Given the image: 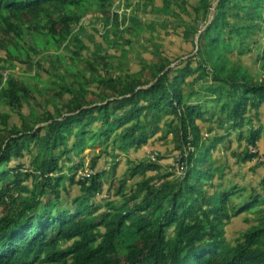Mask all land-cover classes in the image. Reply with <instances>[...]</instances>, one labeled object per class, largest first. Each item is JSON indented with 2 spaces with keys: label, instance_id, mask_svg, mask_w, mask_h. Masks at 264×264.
Masks as SVG:
<instances>
[{
  "label": "trees",
  "instance_id": "obj_1",
  "mask_svg": "<svg viewBox=\"0 0 264 264\" xmlns=\"http://www.w3.org/2000/svg\"><path fill=\"white\" fill-rule=\"evenodd\" d=\"M120 1L0 0V264H264V176L239 175L264 139V0H163L148 31L194 47L174 57ZM91 15L103 36L71 31ZM46 38L71 65L38 96L11 67L42 68ZM148 140L156 161L131 155Z\"/></svg>",
  "mask_w": 264,
  "mask_h": 264
},
{
  "label": "rangeland",
  "instance_id": "obj_2",
  "mask_svg": "<svg viewBox=\"0 0 264 264\" xmlns=\"http://www.w3.org/2000/svg\"><path fill=\"white\" fill-rule=\"evenodd\" d=\"M162 1L163 0H127V3H129V5H125L127 8L126 13L129 15H135L139 20V27L135 28L137 33H139L138 40L141 42L145 39L146 35H153V41L148 42L149 47H152V43L156 42L162 46V49L166 51L169 57H174L181 54H183L184 56L186 54L189 55V53H194V47L191 41H186L184 38L179 36L173 29L176 24L170 25L168 23L169 28L157 26L154 30H151V32L148 31L147 25L155 15L153 9L161 7ZM112 2L113 11L124 13L125 10H122V7L120 8V6L122 5L120 0H112ZM123 2L124 4H126L125 0H123ZM199 18L200 19L198 21L197 27L201 29L204 26V23L201 17ZM86 20L89 21V17L85 19L84 16L79 24L71 28V31L73 33L79 32L80 34H83V36H88L95 30H98L97 35L101 37L107 29L111 28V26L104 25L102 21H100L94 15H91V19L88 24ZM158 21L162 23V20L159 18ZM46 41L47 43L41 40L37 41L36 44L34 43L35 51H39L38 53H35V60L41 61L40 63L43 66L42 68L34 66L32 69H30L27 64L20 62V60L23 59L24 56L17 57L14 61V66L11 67L12 72L19 78H22L25 83L31 88L30 90L38 96L43 95L46 92L48 88V81L51 76L53 77L54 75H56L58 71L60 73L63 71H67L68 66L71 65V52L68 53L67 51H64V49L58 51L51 39L46 38ZM42 43L43 48L40 47ZM128 49L129 47L125 50L121 49L118 55L122 54L124 56V54H127L129 64L133 59H137L141 55V52L139 51V49L136 48L134 44L131 45V50ZM51 56H53V58L55 59V64L59 65L58 69L55 67V64H51L47 61ZM233 58L234 60H240V63L245 64L250 69V71H257L258 73L262 72L261 69H258V62L256 60V56H250V54L248 53L240 56L233 55ZM48 71L50 73L49 77ZM7 73V71L4 72V75H7ZM258 145L259 146L257 148V151H259V156L255 157L251 161L244 163L243 168L239 173V175L244 178L245 182H249L253 176L256 178H261L262 176H264V139L259 140ZM157 148V140H148L147 143L142 145L139 150H136L131 155L139 159L143 158L149 159L151 161H156L155 159L157 156H155V149ZM228 160L229 162H233L232 158H228ZM158 162L160 164H169L172 163V159L169 157L164 160H158ZM233 169H235V167H233ZM122 170L123 169L120 168L118 170V173H120V171ZM247 227L248 221L246 220V217L244 215L233 217L231 221L225 226L227 238L230 241H233Z\"/></svg>",
  "mask_w": 264,
  "mask_h": 264
},
{
  "label": "water",
  "instance_id": "obj_3",
  "mask_svg": "<svg viewBox=\"0 0 264 264\" xmlns=\"http://www.w3.org/2000/svg\"><path fill=\"white\" fill-rule=\"evenodd\" d=\"M213 14H214V8H212L211 11H210L208 22H210L211 17H212Z\"/></svg>",
  "mask_w": 264,
  "mask_h": 264
},
{
  "label": "clouds",
  "instance_id": "obj_4",
  "mask_svg": "<svg viewBox=\"0 0 264 264\" xmlns=\"http://www.w3.org/2000/svg\"><path fill=\"white\" fill-rule=\"evenodd\" d=\"M118 12V11H117Z\"/></svg>",
  "mask_w": 264,
  "mask_h": 264
}]
</instances>
